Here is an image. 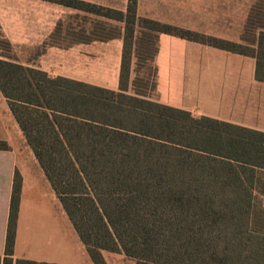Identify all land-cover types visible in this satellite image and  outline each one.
<instances>
[{"label": "trees", "instance_id": "1", "mask_svg": "<svg viewBox=\"0 0 264 264\" xmlns=\"http://www.w3.org/2000/svg\"><path fill=\"white\" fill-rule=\"evenodd\" d=\"M48 1L124 23L117 90L0 58V92L92 263L109 251L135 264H264V132L127 93L135 26L251 56L264 82V8L245 43L139 17L136 0L124 11ZM19 191L16 174L0 263L51 264L12 257Z\"/></svg>", "mask_w": 264, "mask_h": 264}, {"label": "crops", "instance_id": "2", "mask_svg": "<svg viewBox=\"0 0 264 264\" xmlns=\"http://www.w3.org/2000/svg\"><path fill=\"white\" fill-rule=\"evenodd\" d=\"M81 1L123 11L128 2ZM185 3L186 7L180 5V0H136V14L225 40L255 43L261 21L257 19L248 33L246 25L252 10L255 15V11L264 8V0H247L243 4H234L233 0H185ZM67 11L81 12L48 0H0V30L6 41L17 45L19 54L18 60L15 59L18 63L34 66L52 76L105 87L81 75L90 65H99L100 60L91 63L90 54L94 50L96 53L104 51L105 42L91 39L60 44L50 41L63 22L60 12ZM113 39L106 44L110 46L114 42L122 59V33ZM44 43L47 45L44 52L32 60L31 53ZM73 51L79 56L78 59L76 55L75 62L72 61ZM20 53H24L23 56ZM254 69L255 60L251 56L135 26L127 93L188 111L195 117L207 116L264 132V82L255 79ZM118 85L119 74L117 87L112 90H117ZM14 135L26 148L25 156L12 144ZM0 141L7 144L6 149H0L1 260L14 178L18 174L20 191L13 259L93 264L1 92Z\"/></svg>", "mask_w": 264, "mask_h": 264}, {"label": "rangeland", "instance_id": "3", "mask_svg": "<svg viewBox=\"0 0 264 264\" xmlns=\"http://www.w3.org/2000/svg\"><path fill=\"white\" fill-rule=\"evenodd\" d=\"M192 2L195 0H191ZM234 4L239 2L240 4L246 3L247 0H233ZM198 2V1H196ZM180 5L186 7L185 0H180ZM237 12V11H236ZM62 15L63 22L61 23V27H58L56 32L52 35L50 41L58 42L60 44H67L70 42L78 41V40H91L93 38H103L107 35H113L117 32L123 31L124 23L118 22L114 17H102L100 15H96L91 12H72L68 11L65 13L60 12ZM140 17V16H139ZM201 17V15H199ZM173 26V25H172ZM7 29H13V27H6ZM180 28V27H178ZM31 29V27H29ZM121 39V38H120ZM114 40V39H111ZM105 40L104 51L99 50L102 49L98 47V53L96 51H92L90 54L91 63H95V61H99V65L93 66L90 65L86 68L85 71L81 73V75L85 78H88L93 83L101 84L109 89H115L117 87L118 82V74L120 68V59L121 55L119 49L116 48L114 42L107 46L108 44ZM4 39V35L0 30V58L2 59H13L18 57V49L17 45L14 43H7ZM46 43L41 45L39 49L31 53V59L34 60L40 57L46 48ZM22 52V51H21ZM72 61H76L77 51H73ZM23 56L22 53H20ZM103 54V57H102ZM79 59V56H78ZM18 60V58H17ZM48 62V60H46ZM73 66V65H72ZM9 129V134L12 135ZM12 144L22 151V154L26 155V148L20 144L17 140L16 136L12 137ZM256 200L260 203L262 207H264V195L256 196ZM103 257L107 264H135V261L132 258L125 256L122 252H109L103 251Z\"/></svg>", "mask_w": 264, "mask_h": 264}]
</instances>
